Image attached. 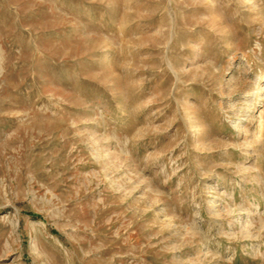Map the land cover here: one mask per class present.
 I'll return each mask as SVG.
<instances>
[{
    "label": "rangeland",
    "instance_id": "obj_1",
    "mask_svg": "<svg viewBox=\"0 0 264 264\" xmlns=\"http://www.w3.org/2000/svg\"><path fill=\"white\" fill-rule=\"evenodd\" d=\"M0 264H264V0H0Z\"/></svg>",
    "mask_w": 264,
    "mask_h": 264
}]
</instances>
